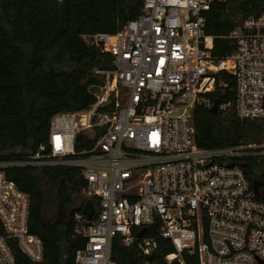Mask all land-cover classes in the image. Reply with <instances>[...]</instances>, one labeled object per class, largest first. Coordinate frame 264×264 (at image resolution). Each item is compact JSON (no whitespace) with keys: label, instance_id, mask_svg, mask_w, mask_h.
Returning a JSON list of instances; mask_svg holds the SVG:
<instances>
[{"label":"built area","instance_id":"built-area-1","mask_svg":"<svg viewBox=\"0 0 264 264\" xmlns=\"http://www.w3.org/2000/svg\"><path fill=\"white\" fill-rule=\"evenodd\" d=\"M226 1L144 0L116 33L86 38L114 68L102 72L89 108L52 117L47 146L25 161L0 162V264L43 256L29 229V197L2 170L24 165L79 170L85 201L73 216L74 264H116L118 237L137 246L143 264H264V200L234 161L264 155V144L210 150L195 142L193 109L217 98V112L264 121V10L229 34L235 50L219 59L206 13ZM220 72L232 76L230 88ZM81 137L92 145L77 150ZM156 236L172 246L162 259Z\"/></svg>","mask_w":264,"mask_h":264},{"label":"trees","instance_id":"trees-1","mask_svg":"<svg viewBox=\"0 0 264 264\" xmlns=\"http://www.w3.org/2000/svg\"><path fill=\"white\" fill-rule=\"evenodd\" d=\"M144 0H0V162L25 161L47 146L52 117L89 108L104 83L102 72L113 70L112 56L86 39L97 33L114 34ZM264 10V0H228L206 13V32L213 35L212 53L221 59L235 50L229 34L247 17ZM222 85L232 76L220 72ZM113 103L99 110H112ZM196 145L216 150L264 144V121H241L232 111L212 114L193 109ZM75 145L77 150L91 146ZM88 144V145H87ZM46 148V147H45ZM47 150L45 151V153ZM257 196L264 200V155L234 159ZM6 178L30 200V232L43 243V256L22 264H74L80 238L73 216L85 201L84 180L75 167L8 166ZM148 233L156 235V232ZM157 237V236H156ZM158 238V237H157ZM158 258L172 246L158 238ZM116 264H143L137 246L114 240Z\"/></svg>","mask_w":264,"mask_h":264},{"label":"water","instance_id":"water-1","mask_svg":"<svg viewBox=\"0 0 264 264\" xmlns=\"http://www.w3.org/2000/svg\"><path fill=\"white\" fill-rule=\"evenodd\" d=\"M218 102H219V98L215 99L214 100V103L212 105L211 108H209V112L212 113V114H216L217 113V105H218ZM76 141H78V136L76 137ZM82 213L85 214L86 216L90 217L91 216V207H90V204L89 202H86V204L83 206L82 208ZM142 230L138 233V236H141L142 234Z\"/></svg>","mask_w":264,"mask_h":264}]
</instances>
